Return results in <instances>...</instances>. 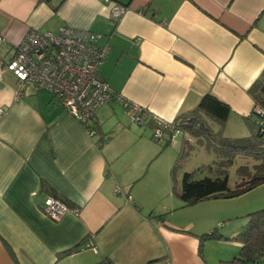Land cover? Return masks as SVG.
<instances>
[{
	"label": "crops",
	"instance_id": "0c3cea01",
	"mask_svg": "<svg viewBox=\"0 0 264 264\" xmlns=\"http://www.w3.org/2000/svg\"><path fill=\"white\" fill-rule=\"evenodd\" d=\"M112 2L126 7L117 22ZM60 26L102 36L110 50L100 77L124 100L175 121L210 94L230 109L223 134L232 124L253 132L248 89L264 72V0H0V62L29 29ZM4 65L0 264H208L199 236L230 212L182 206L174 152L151 138L150 125L131 123L111 100L88 137L46 90L27 87L14 100L17 81ZM50 193L68 204L57 222L42 211ZM237 230L225 225L221 234Z\"/></svg>",
	"mask_w": 264,
	"mask_h": 264
},
{
	"label": "built area",
	"instance_id": "2783aa9c",
	"mask_svg": "<svg viewBox=\"0 0 264 264\" xmlns=\"http://www.w3.org/2000/svg\"><path fill=\"white\" fill-rule=\"evenodd\" d=\"M108 4L111 0H105ZM126 7L111 3L109 17L119 21ZM102 36L87 30H76L60 26L57 31L29 29L16 47L14 57L3 67L11 72L17 81L14 100L27 87L46 90L66 112L80 123L88 137L97 134L93 121L98 109L111 100L120 103L127 112L131 123L152 126V139L162 142L178 133L174 121H165L150 114L144 108L124 100L114 93L100 77L99 68L105 61L109 47L101 44ZM3 38L0 37V44ZM259 126H264V111L255 107ZM5 111L0 109V119ZM119 193V189H115ZM67 207L53 197L43 201V213L52 221H59L67 212ZM92 247L91 244H89ZM96 251L95 249H93Z\"/></svg>",
	"mask_w": 264,
	"mask_h": 264
},
{
	"label": "trees",
	"instance_id": "16d2710c",
	"mask_svg": "<svg viewBox=\"0 0 264 264\" xmlns=\"http://www.w3.org/2000/svg\"><path fill=\"white\" fill-rule=\"evenodd\" d=\"M248 93L254 102V108L258 107L264 111V72L251 85ZM252 114L256 117V122L252 125L253 132L251 135L244 138H223V129L229 118L230 109L210 94H206L191 112L174 121L178 133H185L189 138H195L198 141L206 139L208 141V151L215 153L221 159L216 163L215 177L195 179L194 173H183L181 187L178 191L174 187L175 173L179 161L186 154L185 151H181L178 159L173 164L170 176L173 182L172 190L183 207L194 206L211 199H232L264 184V126L258 125L259 117L254 110ZM147 125L150 124L147 123ZM187 141L184 142L187 143ZM170 142V137H167L162 141V144L166 147ZM237 156L250 157L253 159L254 164L238 167L236 169L237 181L233 188H230L227 167L232 165ZM50 194L51 196L47 197L59 200L68 209L67 202L59 199L54 193ZM247 218V228L232 237V240L234 239L240 245L237 256L229 261L221 262V264H264V209L248 214ZM212 239H222V237L216 236V229L199 236L200 256L202 243ZM73 251L75 249L69 250L65 254Z\"/></svg>",
	"mask_w": 264,
	"mask_h": 264
},
{
	"label": "rangeland",
	"instance_id": "374dc122",
	"mask_svg": "<svg viewBox=\"0 0 264 264\" xmlns=\"http://www.w3.org/2000/svg\"><path fill=\"white\" fill-rule=\"evenodd\" d=\"M250 127V131H252L253 127L251 125ZM244 131V127L232 124L225 129V134H223L222 137L229 139L248 137L250 135L249 132L247 133ZM186 140L189 142L187 141V143H185L184 141ZM207 144L208 141L206 139L198 141L195 138H189L185 133L179 132L173 136L168 146H163L165 153L174 152L176 160L178 159L181 151H185L186 153L185 157L179 161V166L176 169L174 184L176 190H180L181 177L183 173L192 172L194 173L195 179L215 177V170L217 168L216 163H218L221 159L218 158L215 153L208 151L209 147ZM174 145L177 147H175V151H171ZM253 164L254 161L250 157H235L232 165L227 167L229 187L233 188L235 182L237 181L236 169L238 167L252 166ZM204 202H210L216 209H221L224 212H230L229 214H225V216H223L227 220L221 221V225L214 226L213 228L216 229V236L218 235L219 237H222V239L204 241L201 247V255L208 264H221V262L229 261L236 257L240 249V245L234 239L232 240V237H225L221 234V232L223 231L225 225H229L231 228H238V233L247 228V215L264 209V184L239 197L232 199H211Z\"/></svg>",
	"mask_w": 264,
	"mask_h": 264
}]
</instances>
